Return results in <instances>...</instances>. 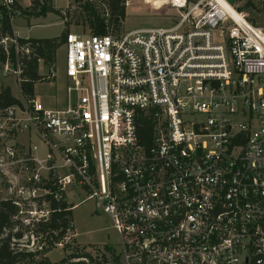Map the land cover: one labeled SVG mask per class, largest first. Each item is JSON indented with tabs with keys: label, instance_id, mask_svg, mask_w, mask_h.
I'll list each match as a JSON object with an SVG mask.
<instances>
[{
	"label": "built area",
	"instance_id": "obj_1",
	"mask_svg": "<svg viewBox=\"0 0 264 264\" xmlns=\"http://www.w3.org/2000/svg\"><path fill=\"white\" fill-rule=\"evenodd\" d=\"M165 1L168 29L67 34L64 109L0 111V201L78 187L119 264H264V27L226 0ZM22 10L0 0L5 73Z\"/></svg>",
	"mask_w": 264,
	"mask_h": 264
},
{
	"label": "rangeland",
	"instance_id": "obj_2",
	"mask_svg": "<svg viewBox=\"0 0 264 264\" xmlns=\"http://www.w3.org/2000/svg\"><path fill=\"white\" fill-rule=\"evenodd\" d=\"M226 1L232 7L242 9V14L253 25L264 27V0ZM18 2L21 5L27 4V0H18ZM87 4L100 18L104 19L108 29L117 33L168 29L178 16L176 9L165 0H125V18L115 24L110 19L106 0H52V7L60 12L59 15L47 14L39 18L17 17L12 25L14 35L21 39H55L63 34L65 27L69 33L81 36L92 35L93 32L88 23V12L84 10ZM64 55V49L61 46L56 51L53 65L39 64L38 73L44 77V80L43 83L36 84L34 91L42 103L50 109H64L65 107L67 82L64 76ZM12 68L10 65L9 71L5 73L3 63L0 62V90L8 87L17 99H21L23 96L19 89V82L16 81L17 76L12 73ZM40 196L37 195L32 201H22L16 220L14 232L19 231L23 235V238L17 241L18 246L28 251L34 250L40 240L46 243L45 235L38 238L33 233L32 224L41 220L42 217H48V206L39 201ZM1 197L4 196L0 195V199ZM65 197L66 203L76 205L72 210L71 220L74 226L66 233L63 242L46 254L49 261L57 263L76 249H84L96 258L105 255L107 264H116L115 257H111L105 251V247L110 250L114 249L116 252L119 250L118 236L110 227L108 219L94 210L93 202L86 200L87 195L78 187L72 188ZM65 245L68 247L66 250L63 249Z\"/></svg>",
	"mask_w": 264,
	"mask_h": 264
},
{
	"label": "trees",
	"instance_id": "obj_3",
	"mask_svg": "<svg viewBox=\"0 0 264 264\" xmlns=\"http://www.w3.org/2000/svg\"><path fill=\"white\" fill-rule=\"evenodd\" d=\"M31 7L23 9L22 12L28 17H45L47 14L59 15L60 12L53 9L52 0H31ZM193 0H187L188 3ZM110 19L117 24L125 18V0H106ZM39 10L38 12L36 10ZM84 10L88 12V23L93 34L104 36L107 33V27L104 19L100 18L94 9L87 4ZM242 12V9L238 10ZM2 34L4 36L13 37V32L8 21L2 22ZM69 30L64 28L63 34L59 38L35 40L17 38L19 52L17 56L14 51L10 50L9 61L13 68L19 71V89L21 95L33 100L34 86L37 83H43L44 77L38 73L39 64L50 66L54 64L56 51L64 44ZM6 58L0 53V62L4 63ZM20 106V101L13 97L10 89L3 88L0 90V111L12 106ZM147 129H144V145H149L152 139V126L148 121ZM149 124V125H148ZM142 134V135H143ZM54 192V191H53ZM54 193L41 195L40 200L48 206V217H42L41 220L33 223L34 235L42 238L45 235L46 243L42 240L37 247L28 251L18 246L17 241L23 238L19 231H15L19 209L10 201H0V264H107L105 255L100 258L93 257L90 253L82 250H75L67 257L61 259L57 263H51L46 257L55 246L61 244L66 237V233L73 227L72 208L73 205L66 203L64 193H61L56 200ZM45 244L47 246H45ZM67 245L63 249H67ZM106 253L111 257H115L114 250L105 247ZM114 262L118 263L115 257Z\"/></svg>",
	"mask_w": 264,
	"mask_h": 264
},
{
	"label": "crops",
	"instance_id": "obj_4",
	"mask_svg": "<svg viewBox=\"0 0 264 264\" xmlns=\"http://www.w3.org/2000/svg\"><path fill=\"white\" fill-rule=\"evenodd\" d=\"M17 2H18V0H17ZM19 3V2H18ZM29 4V0H27V4L26 5H21L20 3H19V5L21 6V8H23V9H27L28 7L27 6H29L28 5ZM36 86V85H35ZM35 86H34V89H35ZM11 90V89H10ZM11 94H12V92H11ZM13 95V94H12ZM34 95H35V98H37V96H36V94H35V91H34ZM13 97L14 98H16L14 95H13ZM17 99V98H16ZM18 100H20V99H18ZM75 208V205L73 206V208H72V210ZM73 212V211H72ZM72 216H73V214H72ZM73 226H74V224H73ZM74 236H75V234H74Z\"/></svg>",
	"mask_w": 264,
	"mask_h": 264
},
{
	"label": "bare ground",
	"instance_id": "obj_5",
	"mask_svg": "<svg viewBox=\"0 0 264 264\" xmlns=\"http://www.w3.org/2000/svg\"><path fill=\"white\" fill-rule=\"evenodd\" d=\"M220 1H222V0H220ZM222 3L224 4L225 2L224 1H222ZM224 5H226L228 8H230L226 3L224 4Z\"/></svg>",
	"mask_w": 264,
	"mask_h": 264
}]
</instances>
